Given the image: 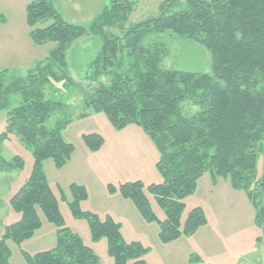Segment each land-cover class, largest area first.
<instances>
[{
	"label": "trees",
	"instance_id": "1",
	"mask_svg": "<svg viewBox=\"0 0 264 264\" xmlns=\"http://www.w3.org/2000/svg\"><path fill=\"white\" fill-rule=\"evenodd\" d=\"M177 2L164 0L157 17L127 26L133 9L130 1L108 0L85 27L65 22L53 0L27 4L30 40L37 46L51 42L55 47L24 77H10L7 70L0 73V111L8 108L12 93L20 95L19 104L7 114L0 141L14 134L31 148L33 157L30 177L10 200L20 220L6 227L0 238V264H9L6 241L19 244L40 228L38 209L58 228L57 242L52 250L28 257L27 264H97L92 250L63 228L57 199L41 171L45 160L63 168L74 151L63 141L60 127L44 125L64 105L45 99L43 87L69 80L68 51L83 37L96 38L100 44L84 78L91 87L90 93H83L84 107L103 113L115 129L139 126L159 153L156 168L161 184L144 187L134 182L116 190L109 185V192L130 201L147 222L156 217L145 192L154 195L165 213L164 220L158 221V238L169 244L206 224L200 208L191 210L183 224L180 213L182 199L194 192L197 181L208 172L213 182L226 178L234 190L244 191L255 209L256 225H264V173L258 180L255 172L258 157L264 158V0H184V10L170 11ZM164 33L203 47L210 56V72L162 69L169 54L167 45L142 41ZM102 78L107 82H101ZM184 102L198 106L199 111L182 117L179 109ZM82 141L91 152L102 144L95 134L83 135ZM21 166L18 157L5 161L0 156L1 171ZM69 191L72 216L87 221L93 241L106 239L113 264H146L142 259L146 249L138 242H125L112 218L100 220L79 210V203L87 198L83 186L71 184ZM59 193L65 200L63 191Z\"/></svg>",
	"mask_w": 264,
	"mask_h": 264
},
{
	"label": "rangeland",
	"instance_id": "2",
	"mask_svg": "<svg viewBox=\"0 0 264 264\" xmlns=\"http://www.w3.org/2000/svg\"><path fill=\"white\" fill-rule=\"evenodd\" d=\"M25 1L0 0V15L4 18V22L0 24H8L6 28L13 32L16 38L20 37L19 18L22 19V14L26 16V8L25 12L22 10ZM129 1L133 9L127 26L157 17L159 6L164 0ZM53 5L65 22L85 27L108 5V0H53ZM185 8L184 0H179L170 11L179 12ZM20 31L24 32L22 25ZM28 32L27 27L25 33ZM154 42L165 43L169 49L168 56L162 62V69L195 74L210 72V56L203 47L184 39L172 38L169 33L151 34L142 41L144 45ZM30 44L35 48L36 56L40 57V62H43L55 47L51 42L37 46L30 40ZM22 48L24 47L21 46L20 49ZM99 49L100 44L96 38L78 39L68 51L69 80L52 81L43 87L45 99L64 105L50 114L44 123L45 127H60L63 141L74 148L71 162L61 169L55 168L51 160L41 163V171L57 199L63 228L77 235L82 243L92 250L97 264H113L108 254L106 239L93 241L87 221L73 217L70 212L68 203L73 198L69 186L75 184L83 186L87 193L86 200L79 203V210L96 215L100 220L107 216L112 218L120 225V233L125 242H138L146 249L142 255L146 264H243L244 253L262 236L263 226L256 225L255 209L244 191L234 190L228 179L219 177L213 182L208 172L201 176L194 192L181 201L183 206L180 223H184L191 210L200 208L206 224L193 234L182 236L169 244H162L158 238V221L164 220L165 213L157 204L154 195L145 192L150 210L156 217V220L147 222L130 201L123 199L116 192H109V185L115 190L121 185L134 182L147 187L151 184H161L162 177L156 168L159 153L149 136L139 126L129 124L122 129H115L103 113H93L83 105V93L91 91L84 79L89 75L88 63ZM9 53L10 51L4 55L3 61L13 63V60L9 59L13 58ZM17 59L23 57L19 56ZM27 71L22 68L8 74L18 78L24 77ZM101 82L106 83L107 79L102 78ZM19 102L20 95L12 93L9 96L8 108L0 111V134L5 130L8 112ZM198 111L199 107L190 102H184L179 109L180 115L185 118L192 117ZM81 114L85 117H81ZM90 134L98 135L102 139L101 146L95 152L89 151L82 141L83 135ZM0 156L5 161L18 157L22 163L20 168L12 171L0 170L1 238L6 227L20 220V214L12 208L10 200L30 177L33 157L31 148L14 134L0 141ZM255 172L256 178L261 179L264 173L262 156L258 157ZM59 190L63 191L65 200L60 198ZM38 216L41 226L29 239L19 244L6 241L10 251L9 264H27L28 257L52 250L56 246L58 228L47 221L39 209Z\"/></svg>",
	"mask_w": 264,
	"mask_h": 264
},
{
	"label": "crops",
	"instance_id": "3",
	"mask_svg": "<svg viewBox=\"0 0 264 264\" xmlns=\"http://www.w3.org/2000/svg\"><path fill=\"white\" fill-rule=\"evenodd\" d=\"M27 4L28 2L26 1L23 3L24 7L22 10L24 12ZM21 22L22 24H20ZM18 23V33L20 35L19 38H16L14 33L11 32L8 28H6L8 24H0V72L4 70H7L8 72L17 71L18 69L22 68L27 69L29 71L37 63L40 62V57L36 56L35 48H32L30 44V39L28 36L29 32L27 34L25 33V28L27 29V27L24 14H22V19L21 17L19 18ZM21 25L22 29H24V32L20 31ZM21 46H23L24 48L20 49ZM17 47H19L20 50L17 49ZM8 51H10L9 54L12 55L11 57H13L9 58L10 60H13V63L3 61L4 55H6ZM19 56L23 57V59L18 60L17 58ZM70 162L71 157L66 165H68ZM261 235L262 236L258 237L256 239V242L251 245L248 250H246V252L244 253V258L242 257L244 262L243 264H264V225L261 230Z\"/></svg>",
	"mask_w": 264,
	"mask_h": 264
}]
</instances>
